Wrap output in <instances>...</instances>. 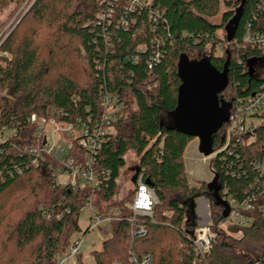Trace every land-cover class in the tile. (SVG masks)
Segmentation results:
<instances>
[{
  "label": "trees",
  "instance_id": "16d2710c",
  "mask_svg": "<svg viewBox=\"0 0 264 264\" xmlns=\"http://www.w3.org/2000/svg\"><path fill=\"white\" fill-rule=\"evenodd\" d=\"M221 2L225 11L214 24ZM5 3L0 0V8ZM262 3L145 0L132 11L123 0H35L0 41V131L15 133L0 142V264H57L70 236L81 232L79 217L86 206L112 228L110 238L91 252L94 264H192L190 237L197 223L191 207L206 199L215 227L227 209L224 192L239 201L251 189L257 177L251 163L264 155V120L252 145L231 155L220 151L209 163L214 180L191 188L183 157L196 137L182 132L174 117L187 101L183 79L194 66L202 81L207 73L223 75L219 100L228 115L235 98L260 90L263 83L246 74L257 53L240 47L215 56L214 47L230 35L240 44L248 25L264 34ZM44 29L51 37L42 36ZM208 46L212 50L206 55ZM188 53L199 60H188ZM104 94L122 104L115 131L97 159L98 172L109 175L98 176V188L83 185L73 192L55 186L57 161L45 157L32 164L28 149L39 142L28 118L69 123L96 117ZM226 124L212 134L206 151L220 150ZM129 153L137 158L133 176L138 170L156 196L151 217L130 210L136 181L131 180V197L114 201ZM248 215L251 224L240 240L214 229L217 237L203 264H264V219L257 206ZM138 225L146 231L139 239L132 235ZM75 262L85 264L81 254Z\"/></svg>",
  "mask_w": 264,
  "mask_h": 264
},
{
  "label": "built area",
  "instance_id": "2783aa9c",
  "mask_svg": "<svg viewBox=\"0 0 264 264\" xmlns=\"http://www.w3.org/2000/svg\"><path fill=\"white\" fill-rule=\"evenodd\" d=\"M96 1V0H95ZM116 1V0H114ZM126 3L127 10H134L136 7L145 3V0H123ZM264 6V3H262ZM108 13L106 16H110ZM158 13H150V19L155 21ZM103 18V17H102ZM217 46V47H216ZM214 47V54L216 50L221 56L225 50L241 49L244 51H253L258 54V58L252 60H259L264 64V34L257 33L251 30L250 26H246L244 35L240 44L230 41H223L216 44ZM217 48V49H216ZM256 61V62H257ZM150 68V66H149ZM247 72V67H246ZM261 89L248 94L246 96L235 98L229 110L227 124L224 130L223 145L217 152L211 153L208 157L203 158V161H210L215 158L220 151L231 155L239 148H248L256 141L255 131L261 122L264 120V80ZM101 104L103 107L102 114L96 117L87 116L85 119H76L73 122L64 123L66 128L64 133L69 139V144L63 148H57L54 144H45L40 149H28V153L32 156V164H37L44 160V156H52L60 167L53 170V180L57 187L69 186L73 192H76L79 186H90L98 188L99 177L108 176V172H98L97 159L102 146L108 140L109 136L115 131V126L119 119V113L122 110V104L116 98L109 95L101 96ZM45 118H39L36 115H31L27 124L37 126L36 137L39 139L40 127L44 124ZM15 133L13 130L0 131V142L7 140ZM76 142L75 148L77 152L72 150V143ZM71 144V145H70ZM252 168L257 177L254 180V185L251 187L241 200H235L227 196L224 192V202L227 204L228 213L222 216L214 227L208 220L206 224L196 227L190 237L192 257V264H203L205 259L210 255L212 246L217 237L214 229L220 230L229 234L230 237L241 239L243 237L242 229L251 224V217L248 213L255 210L257 206L259 213L264 219V155L253 161ZM66 175V184L59 185L55 182V175ZM136 188L131 211L134 216L151 217L153 207L157 204V199L152 189L145 184L141 176L136 177ZM90 211L91 229L100 226L105 220H101L93 210L88 207ZM232 228H237L234 233H231ZM233 232V231H232ZM146 231L142 226H137L132 232L135 238L145 236ZM80 236V235H79ZM73 238L57 264H65V262H73L74 258L79 254L82 241L80 237ZM264 261V259H263ZM146 260L142 262L145 264ZM259 264V263H254Z\"/></svg>",
  "mask_w": 264,
  "mask_h": 264
},
{
  "label": "rangeland",
  "instance_id": "374dc122",
  "mask_svg": "<svg viewBox=\"0 0 264 264\" xmlns=\"http://www.w3.org/2000/svg\"><path fill=\"white\" fill-rule=\"evenodd\" d=\"M34 2L35 0H6V3L0 8V41H3L9 35V33L12 32L16 28V26L22 21V19L24 18L26 13L29 11L30 7L33 5ZM224 11H225V7L223 6V3L221 2L219 14L215 18V20H213L214 24L219 23L221 19V13H223ZM48 32L50 31H47V29H44L42 36L46 34L49 37H51V34H50L51 32L50 33ZM211 50L212 48L208 46L205 50V54L207 55ZM214 55L218 56L219 52L216 50V53ZM187 57H188V60L190 61L199 60L200 58L198 57L196 53H188ZM258 66H261V63L256 65V67ZM257 71L261 76H264V66H261L259 69H257ZM226 93L229 94V90ZM34 128L37 132V126L34 125ZM65 128H66V125L64 124V122L59 121L57 118L45 119L44 124L40 127V132H39L40 136L38 139L39 144L37 145V147L33 149L38 150L41 147H43L45 144H50V143L57 146V148L58 147L63 148L64 146H67L70 141L68 137L66 136V134L64 133ZM75 144L76 142L74 141V143H72V150L75 148ZM197 145H198L197 140H194L193 142H191L188 145L185 151V156H184L185 166H186L185 170H186L187 177L189 180V186L191 188L199 186L201 182L211 183L214 180L213 174L211 170L209 169V162L202 160L205 157L197 150ZM75 150L76 148L74 149V151ZM45 157L51 158L52 156H44V158ZM136 165H137L136 155L134 153H129L126 157V165L120 172V178H119L120 184H119V189L114 198L115 202H119L123 198L131 197L130 195L132 191H134V187L132 185L131 180L134 174L133 169L136 167ZM57 167H60L59 162H57V166L55 168L57 169ZM66 181H67L66 175L65 176L60 175L59 173L55 175V182L57 184L64 185L66 184ZM195 203H196V207L194 208L195 209L194 222L197 223L196 227H198L199 225H204L208 223L207 221L209 220V208H208L209 205H208V201L203 198L196 199ZM99 205L102 208L105 207L102 204H99ZM131 205H130V210H131ZM88 207L89 206H86L84 209H82L80 217H79V227H81L80 228L81 232L79 234L78 233L72 234L69 238V242L73 238H76L77 236L80 235L81 237L80 236L79 237L82 241V244H81L79 254H81L82 261L85 264H94L92 260L91 252L98 251L100 249L101 243L110 238L112 228H111L110 222L108 220H105L103 221V223H101L100 226H96L95 229H91L90 226L92 222L89 219L90 211ZM109 210H110L109 212H116L114 211L116 209H113V208ZM196 227H194L193 230ZM228 231H231V230H228ZM234 232L235 231L233 232L231 231V233H234ZM226 235L230 237L229 234H226ZM230 238L235 239L233 237H230ZM235 240H240V239H235ZM12 246L13 245L11 244V242H9L8 243L9 250H11ZM76 257L74 258L73 262L67 261L65 262V264H76L75 262Z\"/></svg>",
  "mask_w": 264,
  "mask_h": 264
},
{
  "label": "water",
  "instance_id": "95a60500",
  "mask_svg": "<svg viewBox=\"0 0 264 264\" xmlns=\"http://www.w3.org/2000/svg\"><path fill=\"white\" fill-rule=\"evenodd\" d=\"M237 10V16L234 18L232 25L235 27L239 20L240 14ZM230 28V27H228ZM228 41L232 40L233 35L228 36ZM257 60H250L247 63V76L251 79L254 72V65H256ZM194 70L191 71L189 77L186 76L183 79L182 95L186 96L185 104L182 103L176 111L175 123L177 127L182 128V132L193 135L199 143V152L204 156L208 157L211 152L206 151L208 145L211 142L212 134L221 126V124L228 120V111H225L222 115L218 116L216 122L208 123L206 122V113L210 112V107L212 108V103L214 102V96L218 95L222 90L221 82L224 81L223 75L211 74L202 79L199 76V69L195 66L192 67ZM225 85L226 82H223ZM186 105V106H185ZM138 175V170L135 171V175L132 178V182H135ZM145 184L149 186V182L146 180ZM213 184V183H212ZM194 211V205L191 207ZM228 213V208L226 209L223 216ZM196 217V216H195Z\"/></svg>",
  "mask_w": 264,
  "mask_h": 264
},
{
  "label": "flooded vegetation",
  "instance_id": "af4514ba",
  "mask_svg": "<svg viewBox=\"0 0 264 264\" xmlns=\"http://www.w3.org/2000/svg\"><path fill=\"white\" fill-rule=\"evenodd\" d=\"M261 63V66H264V64H262V62H260L259 60L255 63L256 65ZM256 65H254L253 69V75L251 77V80H256V81H262L264 80V76H261L257 69H259L261 66L256 67ZM210 112L206 113V122L211 123V122H216L218 120V116L222 115L225 111V107L222 105V103L219 100V94L214 96V102L212 103V108L210 107Z\"/></svg>",
  "mask_w": 264,
  "mask_h": 264
},
{
  "label": "crops",
  "instance_id": "0c3cea01",
  "mask_svg": "<svg viewBox=\"0 0 264 264\" xmlns=\"http://www.w3.org/2000/svg\"><path fill=\"white\" fill-rule=\"evenodd\" d=\"M192 142V141H191ZM187 149V148H186ZM199 149V146L197 145V150ZM186 151V150H185ZM199 151V150H198ZM184 156H185V152H184ZM183 161H184V166H185V157H183ZM186 167V166H185ZM186 171V170H185ZM187 174V173H186Z\"/></svg>",
  "mask_w": 264,
  "mask_h": 264
}]
</instances>
